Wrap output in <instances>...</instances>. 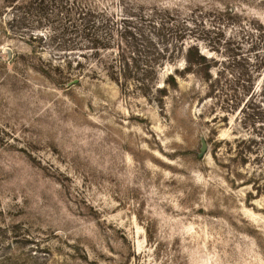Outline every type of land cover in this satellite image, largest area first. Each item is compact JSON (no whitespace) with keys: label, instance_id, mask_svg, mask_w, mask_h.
I'll use <instances>...</instances> for the list:
<instances>
[{"label":"rangeland","instance_id":"1","mask_svg":"<svg viewBox=\"0 0 264 264\" xmlns=\"http://www.w3.org/2000/svg\"><path fill=\"white\" fill-rule=\"evenodd\" d=\"M219 1L264 28V0ZM214 19L160 105L95 66L54 84L32 66L60 53L0 10V264H264V33Z\"/></svg>","mask_w":264,"mask_h":264},{"label":"trees","instance_id":"2","mask_svg":"<svg viewBox=\"0 0 264 264\" xmlns=\"http://www.w3.org/2000/svg\"><path fill=\"white\" fill-rule=\"evenodd\" d=\"M217 1L194 7H189L188 1H178L182 4L172 7L139 3L130 12L120 4L118 14L112 2L107 7L94 0H0V10L8 15L5 24L12 33L20 37L27 34L33 42L40 40L41 49L47 47L60 53L53 62L39 57V63L32 66L54 84L63 86L78 79L84 71L97 75L95 69L91 70L95 66L122 91L131 90L144 96L156 94L161 105L167 87H177L174 73L178 69L166 75L162 86L156 84L159 70L167 62L182 58V70L187 73L193 67L198 71L209 67L197 45L207 35L209 17L217 18L209 21L213 28L232 25L249 34L261 30L264 33L261 24L241 19L226 2ZM259 42L264 46V36L259 37ZM254 71L248 73L250 83Z\"/></svg>","mask_w":264,"mask_h":264},{"label":"water","instance_id":"3","mask_svg":"<svg viewBox=\"0 0 264 264\" xmlns=\"http://www.w3.org/2000/svg\"><path fill=\"white\" fill-rule=\"evenodd\" d=\"M76 82H77V80L74 79V80L70 81V82L68 83V85H73V84H75ZM204 149H205V146H204V143L202 142L201 152H203Z\"/></svg>","mask_w":264,"mask_h":264}]
</instances>
